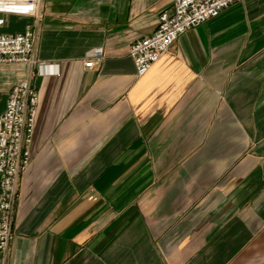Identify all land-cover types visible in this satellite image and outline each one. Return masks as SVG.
Masks as SVG:
<instances>
[{"label": "crops", "instance_id": "obj_1", "mask_svg": "<svg viewBox=\"0 0 264 264\" xmlns=\"http://www.w3.org/2000/svg\"><path fill=\"white\" fill-rule=\"evenodd\" d=\"M173 0H40L38 92L0 264H264V0L181 33L137 77L129 45ZM94 47L104 58L83 67ZM28 73L0 65V112Z\"/></svg>", "mask_w": 264, "mask_h": 264}, {"label": "built area", "instance_id": "obj_2", "mask_svg": "<svg viewBox=\"0 0 264 264\" xmlns=\"http://www.w3.org/2000/svg\"><path fill=\"white\" fill-rule=\"evenodd\" d=\"M239 0H173L169 9L160 12L156 28L129 45L135 75H144L159 57L168 51L177 37L189 28L217 16ZM40 0H0V28L8 14L35 15ZM35 33L30 27L22 32L0 31V65L24 64L28 73L8 91L0 112V259H3L14 237L16 203L21 172L30 160L38 92L31 82L34 66L40 63L33 55ZM101 47L90 49L83 58V67L100 64Z\"/></svg>", "mask_w": 264, "mask_h": 264}]
</instances>
